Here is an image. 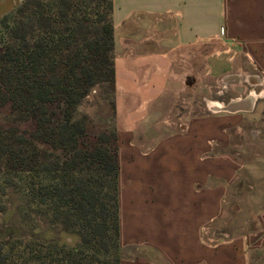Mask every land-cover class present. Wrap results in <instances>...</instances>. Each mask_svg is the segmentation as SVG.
Wrapping results in <instances>:
<instances>
[{
    "label": "crops",
    "instance_id": "crops-1",
    "mask_svg": "<svg viewBox=\"0 0 264 264\" xmlns=\"http://www.w3.org/2000/svg\"><path fill=\"white\" fill-rule=\"evenodd\" d=\"M23 1L0 0V45L2 19ZM112 2L121 264H264V211L254 231H215L244 176L264 177L233 152L264 106V0ZM214 82L254 89L176 117L185 94H211ZM252 92L250 106L230 107ZM250 137L264 146L261 131Z\"/></svg>",
    "mask_w": 264,
    "mask_h": 264
},
{
    "label": "trees",
    "instance_id": "trees-1",
    "mask_svg": "<svg viewBox=\"0 0 264 264\" xmlns=\"http://www.w3.org/2000/svg\"><path fill=\"white\" fill-rule=\"evenodd\" d=\"M112 12V0H24L1 21L0 201L13 190L23 216L81 246L0 242V264L122 263L118 132L79 113L94 87L115 91Z\"/></svg>",
    "mask_w": 264,
    "mask_h": 264
},
{
    "label": "rangeland",
    "instance_id": "rangeland-1",
    "mask_svg": "<svg viewBox=\"0 0 264 264\" xmlns=\"http://www.w3.org/2000/svg\"><path fill=\"white\" fill-rule=\"evenodd\" d=\"M248 71L250 74H256L252 69V65H248ZM211 86H213L211 94L208 92L207 95L201 93L204 89L185 94L176 107V117L178 114L181 115L185 112V106L189 102L193 104L191 114L202 115L205 113L204 108H206L205 98H208L209 101L228 103L231 99L245 98L254 89L253 86L247 83L220 85L214 82ZM223 87L224 93L222 94ZM189 112L190 110L187 111V113ZM79 113L87 115L101 129L103 127V129H114L118 132L119 120L116 114L115 91L107 84L93 88L82 101ZM242 126L244 135L241 138H234L237 147H234L233 152L239 153L242 158L249 160L250 163L257 160L254 162L264 168V162L258 161L261 157H264V146L259 145V143L253 144L250 137L254 130H257V133L261 131L264 135V106L260 107L259 110L257 109L254 115L249 114L246 116ZM263 178L254 181L250 176H244L245 183H241L239 189L232 194L233 202L229 205L224 226L215 228L217 233L227 231L230 234H239L256 229L255 218L260 212L264 211ZM249 185L252 186V190L249 189ZM21 205L22 200L13 190L7 191V196L0 201V242L41 241L56 244L58 247L63 245L69 248L81 246L79 235L71 233L61 225L49 223L42 216L36 214L23 216L20 211ZM242 220H244V223H241ZM119 255L122 258V255Z\"/></svg>",
    "mask_w": 264,
    "mask_h": 264
},
{
    "label": "flooded vegetation",
    "instance_id": "flooded-vegetation-1",
    "mask_svg": "<svg viewBox=\"0 0 264 264\" xmlns=\"http://www.w3.org/2000/svg\"><path fill=\"white\" fill-rule=\"evenodd\" d=\"M264 94V92H263ZM258 96L255 92H252L247 99L245 100H235L230 107H237V106H250V102L256 99Z\"/></svg>",
    "mask_w": 264,
    "mask_h": 264
}]
</instances>
